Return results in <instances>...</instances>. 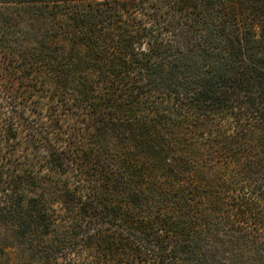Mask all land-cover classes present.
<instances>
[{
	"label": "trees",
	"instance_id": "obj_1",
	"mask_svg": "<svg viewBox=\"0 0 264 264\" xmlns=\"http://www.w3.org/2000/svg\"><path fill=\"white\" fill-rule=\"evenodd\" d=\"M0 264H264V0H0Z\"/></svg>",
	"mask_w": 264,
	"mask_h": 264
}]
</instances>
